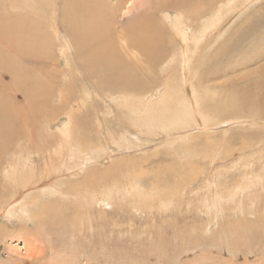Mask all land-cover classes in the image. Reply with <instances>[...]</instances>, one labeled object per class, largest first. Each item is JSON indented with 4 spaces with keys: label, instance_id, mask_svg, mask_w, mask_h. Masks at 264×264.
<instances>
[{
    "label": "rangeland",
    "instance_id": "1",
    "mask_svg": "<svg viewBox=\"0 0 264 264\" xmlns=\"http://www.w3.org/2000/svg\"><path fill=\"white\" fill-rule=\"evenodd\" d=\"M151 1L152 0H129L128 3L122 6L123 10L120 12L119 20L122 24H124V26L129 25L130 19L133 18V20H137L140 12H143L145 8L150 7ZM251 1L252 0H229L230 6L227 7V14L223 13L221 15L223 17L227 16V21L231 22L232 20V23L226 28V33L217 41H215L213 37L214 34H218L219 31H221L222 25L214 24L215 31L216 29L217 31L211 32L210 34H208L210 27L206 29V24H208V22L211 23L212 21V17L214 16L213 13H209L207 16V19L209 20L201 23L200 26L198 25V28H193V26H196L195 24L192 26L188 24L187 26L184 25L186 30H190L191 32V44L196 46V52L209 45V48L205 47L204 49L205 56L208 57L206 58L207 60H205L202 69H188V71L187 68H189V66H187V64L189 61L187 59H181L180 46H177L178 48L169 53V58H165V62L160 68H158V70L154 72L138 71L139 77L143 78L144 91H131L128 93L120 92L119 94L116 93V95H113L116 99L111 100L110 102V98L106 99L107 103L109 102V106H112V110L110 111L111 114L105 118V120H107V125L106 123H102L101 126L99 122L97 123L98 119L103 120L104 117H106L105 112L107 113V111L105 108H108V106L105 105L106 101H99V99L97 104L100 106L102 111L99 117L94 116L95 110L93 109L94 107L92 106V101L88 102V105L81 109H77V104H75L76 109H72L73 107L69 106H61L60 110H62V112H60L57 116L56 114L47 115L49 116L47 121H45L42 116H37L44 120L43 124L40 119H38V124H34L35 128H33V134H35L36 138L51 140V138H53V133H57L59 128L63 129L65 127L68 122V114L70 112L75 111L76 113L74 114H76V116H81L85 115L88 110L87 113L91 112L90 114H92L90 116L92 119V125L88 126L84 131H87L90 141L85 140L83 145L87 146L90 142V144L94 146V149L91 150L94 151L92 152L94 158L91 159L93 165L87 161L86 167H98L101 166L102 163L101 169L103 172L108 173L109 171H116L115 174H119V168L117 169V167L119 163H122L128 166L133 164V167H136L138 171H144H142L143 174H140V177L138 176V180H136L135 177L131 179V177L124 175V179L122 181L124 183L116 182L111 178L101 181V183H105V186L109 189L108 191H110L109 194L103 193V198L101 197L102 200L105 201L107 198L108 203L106 204L105 201V203L92 202L90 197H87L86 205L89 204L88 209L89 211L91 209L90 213H85L86 206H82V199L76 195L77 191L75 190L70 191L71 195L66 194L68 196L65 200H63L64 197H61V194L58 195V193L56 197H45L46 199L53 198L58 199V201L60 200L59 204H57L58 206L56 205V208L59 206L62 207L61 212L66 216L64 219H69V221H63L64 219L58 217V223L55 222V220L53 222H49L53 223L51 227L57 226L58 229L64 230L63 236L59 234L58 231L55 234L56 236L51 234V237H55V239H52L53 241L50 243L52 246L55 244L53 246L55 253L54 251L50 252V258H53L51 261L53 264H58V262L60 264H201L200 262L203 260V254L206 255L205 259L207 258V264H210L212 255H217L218 253L219 256L222 255V258H224V255L227 256V259L231 258V255L228 253L229 250H227V252L217 249L216 252L210 246L203 247L198 245L196 244L197 237L206 235L207 237L210 236L209 238L211 239L210 233L212 230L230 222H241L243 219H246L244 224L245 226L247 225L251 229L257 231L258 233L256 234L258 237L264 239V120L257 118L253 119L252 116H244L242 114L239 115L235 113L220 115L214 111L215 104H222L223 101L229 99L231 101V97L233 95L238 94L240 96H246L250 92L252 93L251 96H253L257 92L262 93L260 89L261 86L264 85V78L262 79L263 81L253 80L251 79L253 74L250 73L254 71L253 69L257 65H260L259 63L264 62V54L262 56L263 59L248 67L245 63L239 64L241 60L243 61V56L238 53L243 54L244 52H255V49L261 46L256 45V42H258V44H260V42L261 44H264V0L252 1L253 3ZM2 2L3 0H0V14L2 12V8H5V5H2ZM163 13L165 15L169 14L167 15L169 21H178L179 17L175 11H170V13H168V11H164ZM47 14L49 15V13ZM44 20L45 19L42 21ZM151 21H153V19H151ZM152 24L156 23L154 22ZM176 27L180 28L177 25ZM49 30L51 31V29ZM174 30H170L173 40L175 39L174 36L176 34ZM3 33L4 32L0 29V35ZM245 33L248 35L244 38L243 34ZM21 36L26 43L31 42L30 38H28L26 34L22 33ZM168 37L169 32L166 37L167 40L169 39ZM227 47L232 50L233 53H226L223 58L217 57L216 54L222 52V50L224 51V48L226 50ZM0 50L3 51L1 45ZM46 50L48 53H44L46 55L44 59L46 60L44 61L43 58L40 59L44 62H40V59L38 60L43 64L38 63L31 65L33 68L37 65L38 67H36V69L41 70V75L43 76L42 78L46 77L48 82L50 81V83L55 84L51 85L54 93L50 97L57 95V92L62 91L65 88V85L69 84L70 81L73 80L75 83L73 84L75 88L74 92L77 94V87H81V85L85 83L82 79V74H79L80 72L77 64L74 63V67H71L69 70L70 62L68 57L66 58L61 55V52H59L61 50L56 47V44L53 46L50 45V48L48 46ZM186 53L187 52H185L184 55ZM190 54L191 53H189V55ZM188 56L186 55V58H188ZM178 58L181 59V67L180 69H173L172 66ZM215 58H219V61L216 62ZM230 58L238 59L239 61L235 60V63H233L230 67H226L231 60ZM58 59L61 61H57ZM209 59H211L210 64L207 63ZM251 60L253 61L254 59ZM183 64L184 66H182ZM25 67L27 68L28 66ZM184 67L186 68V72L183 69ZM213 78H216L215 83L221 82L217 85L218 88L216 87L217 91L221 93L220 95L214 94V90H209V81ZM168 80H173V83L170 85ZM240 80L244 82L243 85ZM237 81L241 83L239 84L240 86ZM186 82L190 83L191 96H194L193 98H190L194 101L189 100L190 107H188V105L185 108L183 107V113L186 111L185 116H187L188 121L190 120L192 123L185 122L186 124L182 128H179V131L181 132L177 130L173 131L175 135H172V132L169 133L166 129L162 130L163 133L157 131L150 134L148 137L141 136L140 133L133 131L132 136L140 143H135L133 148L124 146V144L122 146V144L118 142L121 141V133L129 129L125 126L126 124L123 126L117 115L119 114V111L129 113V110L127 109L129 105L127 104L126 98H130L131 101H134V105L138 103L141 107L156 105L157 103L159 105L164 103L165 105L174 104L178 106L179 104L176 102L175 98L179 93L184 96V100L182 102L189 97L188 89L185 87ZM228 83L230 84L228 85ZM191 84H195L200 92L204 112H209V114H211V119L209 121L210 125L208 126H205L208 122L203 120L204 116L200 115L199 111L196 110L195 113L193 110V118L190 110H188L191 106H194L195 108L198 106L195 99V90ZM13 85L14 83L11 78L0 79V101L4 100V104L3 102H0V105H6L7 108L9 107L7 109L3 106V108H5V115L3 116H7L6 113L9 110L11 112L15 111L16 113L13 112L12 115V113L9 112L10 115H8L16 117L22 116L23 111H28L27 103L21 93L18 97H16L17 99H15V86ZM257 87H259L258 91ZM171 89L176 90V94ZM6 101L7 103L11 102V105L13 103V108L9 105V103H5ZM116 101H120L121 104L118 106L119 102ZM102 104L104 106H102ZM98 105L96 106L97 108ZM112 116L115 117L116 120L109 119ZM34 131L36 132L34 133ZM108 132H110V134L112 133L111 135L114 136V140H109L107 138ZM85 135L87 134L85 133ZM98 143L99 146H102H95ZM210 148L214 149L210 150ZM60 151L58 152L57 157H54L52 162L58 161L61 158V162L69 164L70 161L74 159L75 161L73 160V162H71L68 166L70 170L76 166L74 165L75 163H79L77 159L78 154L72 155L71 153L70 158H68V151ZM99 151L100 154L98 153ZM110 158L111 160H108L106 163L102 162L104 159L107 160ZM45 159L48 160L47 162L51 163H49L50 166H53L49 155H46ZM45 159L37 158L34 160V158H32L33 163L35 164V170H44V164L46 163ZM96 159L101 160L98 163L96 162ZM112 161H115L116 165H109L108 167V164ZM81 165L82 164L80 163L79 167ZM7 166L8 162H6V165L4 164L3 168H0V178H4L5 180L7 179L8 182L11 181V184H14L15 176H11L10 172L8 173ZM36 167H38V169ZM8 168L11 171V167ZM63 168L65 169V166H63ZM158 170L160 171L158 172ZM165 170L169 173L174 171V176L168 174L165 175L163 173ZM127 171H124L122 174H126ZM178 172L181 174L184 172L187 176L194 174L197 181L193 179V184L190 183L191 181L184 184L180 183V188L177 189L176 186V188H167L168 191L166 190V192L163 193L164 187L173 186L179 180ZM159 173H161V175L158 179H155V176ZM84 175L85 173L82 172L71 177V179H68V176H65L64 180L74 182ZM55 177H59V180L61 178L57 175V173H55ZM56 178L53 176H48V178H46L47 180L45 182H48L49 180L50 183L53 180L52 184L54 182L53 185L48 184L46 189L57 188L56 185L58 181ZM128 180L133 181V189L125 191V189L128 188H126ZM154 183L155 187H153ZM15 185L17 186V183H15ZM186 186H190V188L186 189ZM66 189L67 187H64V190ZM114 189L117 190V192ZM180 189L185 192H181ZM126 192L128 194H126ZM160 192L167 197H161L162 195ZM110 193L112 195H110ZM130 197H133V203H135L134 205L133 203H130L132 202ZM158 197L161 200H158ZM27 198L32 199L29 195ZM141 199L143 201H141ZM148 199L151 200L148 201ZM163 202H165L166 206ZM5 203L6 205L8 204V202ZM74 212L85 214L86 218L82 215L81 217L84 216L82 221H72L71 215ZM2 213L4 214V211ZM3 214L0 213V222L2 219H5V222L8 223V213ZM32 223L33 222H24L23 225H20L31 231H36L38 229V225ZM260 224L262 230L259 227ZM11 226H14V229L19 228L17 220H14L11 223ZM234 227L238 226L234 225ZM205 231L207 232L204 233ZM215 235L218 237L219 233H215ZM31 239L33 240V238ZM6 240L4 244L1 245L2 252L6 250L8 245H16L22 248L25 241L28 239L27 236L24 235L20 238L9 237ZM263 241L264 240H262V242ZM247 244H250V241H248ZM67 247H70V249ZM263 247L264 245H259L254 250L252 255H250V260L258 257L261 254L260 252ZM74 249L78 250V252L73 251ZM243 250V254L241 256L242 258L238 256V262H242L246 258L247 254H244V252L248 249L243 248ZM65 253L68 255L66 256ZM7 254L8 253L5 252L4 258H6ZM222 261L225 262L226 260L223 259ZM214 264H218L216 259L214 260Z\"/></svg>",
    "mask_w": 264,
    "mask_h": 264
},
{
    "label": "bare ground",
    "instance_id": "2",
    "mask_svg": "<svg viewBox=\"0 0 264 264\" xmlns=\"http://www.w3.org/2000/svg\"><path fill=\"white\" fill-rule=\"evenodd\" d=\"M252 1L254 2L256 0ZM128 2L129 0H3L2 2V5H5V8H2V12L0 14V29L4 32L2 35H0V45L3 48V51L0 50L1 78H11L12 82L14 83L13 86H15V99H17L16 97H18L21 93L27 103L28 111H23L22 116H17V118L16 116H9L10 113H12L13 115V112L15 111L11 112L10 110H7L8 112H5L7 116H3L5 115V108H3V106L6 107V105H0V168H3L4 164L6 165V162H8L7 171L8 173L10 172L11 176H15V183H17L16 186L15 183L11 184V181L8 182L7 179L5 180L4 178H0V213L3 214L2 212L4 211V214L8 213L9 216L8 223L5 222V219H2V221L0 222V264H53L51 262L53 258H50V252L54 251L53 246L55 244L52 246L50 243L53 241L52 239H55V237L53 236H56L55 234L57 231L63 236L64 230L58 229L57 226L51 227L53 223L49 222H53L55 220V222L58 223V217L64 219L66 216L61 212L62 207L59 206L58 208H56V205L59 204L60 200L58 201V199L53 198L46 199L45 197H56L58 193V195L61 194L60 196H63V200H65L68 196L66 194L71 195L70 191L75 190L77 191L76 195L78 197H81L80 199H82V206H86L85 213H90L91 209L90 211L88 209L89 204L86 205L87 197H90L92 202H106V204L108 203L107 198L106 201L102 200V196L103 193L109 194L110 191H108L109 189H107L105 183H101V181L111 178L116 182H122L124 179V175L131 177V179L135 177L136 180H138L140 174H143V170H141V172L138 171L136 167H133V164L128 166L119 163L117 167V169L119 168V174H115L116 171H109L108 173L103 172V170L101 169L102 163L101 166L98 167H86L87 161L93 165L91 159L94 158L92 154V152L94 151H91L92 149H94V146L90 144V142L89 144H87V146L83 145L85 140L90 141L87 131H84L88 126L92 125V119L90 117L92 114H90L91 112L87 113L88 110L86 111L85 115L81 116H76V114H74L76 113L75 111L70 112L68 114V122L66 123L65 127L63 129L59 128L57 133H53L52 136L54 139L51 138V140L45 138L39 139L35 137V134H33V128H35L34 124H38V119H40L41 123L43 124V120L45 119V121H47V119L49 118V116L47 115H59L60 112H62V110H60L61 106H69L73 107L72 109H74L75 104H77V109H81L87 106L88 102L90 101L93 102V105H91L95 110L94 116L99 117L100 113H102L100 106L97 104V101L99 99V101H106L105 105L108 106V108H105V110L107 111V113L105 112L106 117H104L103 120L98 119L97 123L99 122L100 125L102 123H106L107 125V120H105V118H107L111 114L110 111L112 110V106H109L108 103L111 100L116 99L113 95H116V93L119 94L120 92L128 93L131 91H144V84L142 80L143 78L139 77L138 71L154 72L158 70V68H160L165 62V58H169V53L175 51V49H177L179 46L181 50V59H187L189 61V63L187 64L189 68H187V70L202 69L205 60H207L206 58L208 57L205 56L204 49L205 47L209 48V45L205 46L202 50L199 49V51L196 52V46H193L191 44V32L190 30L187 31L184 25L187 26L188 24L192 26L193 24H195L196 26H193V28H198L201 23L205 21L207 22L209 20L207 19L208 14L213 13L214 16L212 17V21L211 23L208 22V24H206V29L210 27V31L208 32V34H210L211 32L217 31V29L215 31L214 24L222 25L221 31H219L218 34H214L213 37V39L217 41L226 33V28L229 27V25L232 23V20L231 22L227 21V16L223 17L221 15L223 13L227 14V7L230 6L229 0H152L150 3V7H147L145 8V10H143V12H140L139 18L137 20H133L132 18L130 19L129 25L124 26V24H122L119 20V16L120 12H122L123 10L122 6ZM164 11H168V13H170V11H175L179 17L178 21H169L167 18V15L169 14L165 15L163 13ZM47 13H49V15ZM43 19L45 20L42 21ZM151 19H153L156 24H152L154 22L151 21ZM176 25L180 28H177ZM175 28L177 29L174 30ZM49 29H51V31ZM170 30H174L176 33L174 36V40ZM166 32L167 34L169 32L168 40L166 38ZM22 33L26 34L27 37L30 38L31 42L26 43L22 39ZM247 35L248 34L245 33L243 34V37L245 38V36ZM243 37L242 39L244 40ZM256 43V45L261 46L257 47L255 49V52H244L243 54L238 53L239 55L243 56V61L241 60L239 64L245 63L248 67L264 58H262L264 54V44H261V42L260 44H258V42ZM55 44L56 47L61 50H58L59 52H61V55L66 58L68 57V60L70 62L69 70L71 69V67H74V63H76L80 72L79 74H82V79L85 83H83L84 85L82 84L81 87L76 86L77 94L74 92L75 88L73 84L75 83L73 80L70 81L69 84L65 85V88L62 91L57 92V95L50 97L54 93L52 91L53 87L51 85L55 84L50 83V81L48 82L46 77L42 78L43 76L41 75V70L36 69V67H38L37 65L35 68H33L31 65L40 63L42 61L40 58H43V60L45 61L46 59H44V57L46 55L44 53L48 54L46 48L48 46L50 48V45L53 46ZM225 48L224 51L222 50V52L216 54L217 57L223 58L226 53H233L232 50H230L228 47L226 50ZM185 52L187 53L184 55ZM189 53L191 54L189 55ZM186 55H189L188 58H186ZM219 58H215L216 62L219 61ZM234 58H230L231 60L229 61V64L226 65V67H230L233 63H235V60L239 61L238 59ZM39 59L40 62L38 61ZM181 59L178 58L175 60L176 62L172 66L173 69H180ZM251 59L254 60L252 61ZM57 61L61 60L58 59ZM207 63L210 64L211 59H209ZM259 64L260 65H257L255 68L253 67L254 71L250 73L253 74V76H251V79L256 81L262 80L264 78V62ZM25 66L28 67L26 68ZM182 66H184V64ZM185 67L183 69L186 72ZM215 82L216 78L210 80V88H208L209 90H214V94L220 95L221 93L217 91V85L221 82ZM172 83L173 80H170L169 84L171 85ZM241 83L242 85L244 84V82L242 81ZM241 83L238 82V85ZM229 84L230 83H228V85ZM191 86L194 87L195 99L198 106L196 108L194 106H191V108L188 110H190L192 116L193 110L195 113L196 110L199 111L200 115L204 116L203 120L205 122H208V124L206 123L205 126H208L210 125L209 121L211 119V114H209V112H204L202 108L203 101L201 100L200 92L195 84H191ZM185 87L186 89H188L189 97L184 102H182L184 100V96L180 95L179 93L175 98L176 102L179 104L178 106L174 104L165 105L164 103L159 105L157 103L156 105L141 107L140 105H138V103H135L136 105H134V101H131L130 98H126L127 104L129 105L127 107L129 113L120 112L118 109L119 114L117 115L123 126L126 124L125 126L129 129L121 133V141L118 142L121 143L122 146L124 144V146L133 148V146H135V143L140 144L137 140H135V137L132 136L133 131H135L136 133H140L141 136L148 137L150 134L157 131L163 133L162 130L166 129V131H168L169 133L172 132V135H175L173 131H179V128H182L186 124L185 122L192 123V121H188L187 116H185L186 111L183 113V107L185 108L187 105L188 107H190L189 100L194 101L191 99L194 96H191L190 83L186 82ZM258 88L259 87H257V91L259 90ZM171 90L176 94V90ZM260 90L262 91V93L257 92L253 96H251L252 93L250 92L246 96H240L238 94L233 95L231 97V101L229 99L223 101L222 104H215L214 111L220 115L235 113L239 115L242 114L244 116H252L253 119L257 118L264 120V85L261 86ZM107 98H110L108 103L106 100ZM116 102H119L118 106L121 104L120 101ZM5 103H7V101ZM10 103L9 105H11ZM103 104L102 106H104ZM97 105L98 108L96 107ZM37 116H42V118L44 119L42 120V118H39ZM109 119L116 120V118L113 116ZM35 132L36 131H34V133ZM85 133L87 135H85ZM111 134L110 132H108L107 138L109 140H114L115 138ZM95 146H99V143ZM101 146L102 145H100L99 147ZM213 149L210 148V150ZM60 150H65L64 152L68 151V158H70L71 153L72 155L78 154V157H76L79 163H75L74 165L76 166L74 168H71L73 172L68 166L71 162H73L74 159L70 161L69 164H64V162H61V158V160L59 159L58 161L52 162L54 157H57ZM98 153L100 154V151ZM46 155H49V157H51L53 166H50V162H47L48 160L45 159ZM32 158H34V160L37 158H44L46 160V163L44 164V170H35V164L33 163ZM100 160L101 159H96V162L99 163ZM108 160H111V158L107 160L104 159L102 162L106 163ZM80 163L82 165L79 167ZM115 163V161L110 162L108 164V167L109 165H116ZM63 166H65V169L63 168ZM8 167H11V171ZM36 168L38 169V167ZM124 171H127L126 174H122ZM159 171L160 170H158V172ZM82 172L85 173V175L74 182L64 180L65 176H68L67 178L71 179V177L76 176ZM173 172L169 173L166 170L163 171L165 175L168 174L171 176H174ZM55 173H57V175L61 177L60 180L58 179L59 177H55ZM160 175L161 173L157 174L155 176V179H158ZM178 175L179 180L173 186L164 187L163 193L166 192L167 188L176 186L178 189L181 187L179 185L180 183L184 184L186 182L189 183L190 181V183H192V181H194L193 179L196 178L194 174H190L189 176H187L184 172H182V174L178 172ZM48 176H53L57 179V188L46 189L48 184L51 185L53 181L52 180L51 183L49 182L50 180L48 182H45ZM127 184L128 185L126 186V188H128L125 189V191L133 189L132 180H128ZM154 185L155 183L153 184V187H155ZM64 187H67V189L64 190ZM186 187V189L190 188V186ZM115 191L117 192V190ZM181 192L184 193L185 191L181 190ZM126 194L128 193L126 192ZM28 195L31 196L32 199H28ZM110 195L112 194L110 193ZM161 195V197L163 198L166 196L162 193ZM130 198V200L132 201L130 203H133V197ZM149 200L151 199H148V201ZM158 200L161 199H159L158 197ZM141 201L143 200L141 199ZM5 202H8V204L6 205ZM163 203L165 204V202ZM134 204L135 203H133V205ZM82 215L85 216V214H80V212H74L71 215V219L72 221H82V218L84 217H81ZM14 220H17V225L19 228L14 229V226H11V223ZM245 220L246 219H243L241 222L237 221L235 223L230 222L226 225L212 230L210 233L211 239L209 238L210 236L207 237L206 235L197 237L196 244L198 245H201L203 247L210 246L216 252L217 249H221L224 251L229 250V252H227L231 255V258L227 259L226 255H224V258H222V255L219 256V253H216L217 255H212L210 264H214L215 259L218 261V264H264V247L261 250L260 255L257 251L259 255H257L258 257L250 260V255H252L254 250L259 245H264V241L262 242V240L264 239L258 237V235L256 234L258 233L257 231L251 229L247 225L245 226ZM63 221H69V219H64ZM24 222H33L38 225V229L35 228L37 229L36 231H31L25 227H22ZM234 225H237L238 227H234ZM259 227L262 230L261 224L259 225ZM206 232L207 231H205L204 233ZM215 233H219V236L216 237ZM51 234L53 235L52 237ZM24 235L27 236L28 240L25 241L22 248L16 245H8L6 250L2 252L1 245L4 244L7 238H20ZM31 238H33V240ZM248 241H250V244H247ZM67 248L70 249V247ZM243 248L248 249L244 252V254H247L248 256L246 255V258L242 262H238V256H242ZM22 249L24 250V252ZM204 250L207 251L206 249ZM73 251L78 252V250L75 249ZM5 252L8 253L6 255V258H4ZM68 254H66V256ZM205 256L206 255L203 254V260H201L200 262L201 264H207V258L205 259ZM223 259H225L226 261L223 262ZM58 264L60 263L58 262Z\"/></svg>",
    "mask_w": 264,
    "mask_h": 264
}]
</instances>
